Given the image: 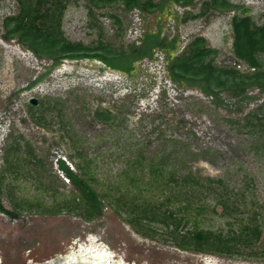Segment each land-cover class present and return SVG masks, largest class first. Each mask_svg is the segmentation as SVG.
<instances>
[{"label": "rangeland", "instance_id": "rangeland-1", "mask_svg": "<svg viewBox=\"0 0 264 264\" xmlns=\"http://www.w3.org/2000/svg\"><path fill=\"white\" fill-rule=\"evenodd\" d=\"M161 1L153 0L155 4ZM206 1L212 2L195 0L197 5L186 9L171 5L163 14V35L169 40L180 38L176 56L190 53L191 42L202 37L212 51L206 61L213 59L218 66L248 73L250 67L235 55L231 19L235 14L245 15L262 25L264 0H226L235 6L234 11L211 7L202 17L181 21L185 10L197 14ZM89 5L90 0H69L61 22L69 41L88 46L101 38L115 50L128 51L132 43L140 44L147 30L157 31L159 9L151 15L137 9L128 11L123 2L104 7ZM243 8L250 10L243 14ZM19 11L16 0H0L2 199L7 210L19 213L14 218L0 212V264H264V119L263 126L243 127L255 123V116L264 115V109L259 110L264 94L257 87L249 88L246 95L250 99L240 102L238 97L222 92L224 103H214V97L200 88L186 87L188 80L180 81L181 86L174 79L172 83L161 54L137 63L132 76L89 59L63 60L53 67L52 60L38 59L17 39L3 38V20ZM90 11L101 31L90 27ZM31 99L38 101L33 107L41 102L56 105L62 115L54 109L44 119L50 121L49 125L37 124L28 108ZM96 110H107L114 116L109 122L98 120ZM11 145H18L20 152L9 154L7 163L4 155ZM183 145L182 159L190 158L188 150L196 153L209 148L208 158L189 164L198 176L222 182L212 184L217 192L208 197L195 194V200L207 207L200 215L193 209H181L185 200L179 192L186 189H164L160 181L155 183L148 159L142 166L132 165L139 152L149 158L156 156L157 161L163 150H178ZM27 146L40 163H20L18 172H5L14 158H30ZM76 151L82 152V158L75 156ZM61 160L76 173L77 163L93 162L88 183L108 196L102 200L101 217L85 221L81 216L86 209L83 202L77 213H41L43 209L63 207L65 200L80 193L60 170ZM132 178L136 180L134 185ZM40 182L56 186L55 196L40 187ZM167 199L168 206L158 208ZM25 201L32 206L23 205ZM226 206L228 210H224ZM166 208L189 220L180 235L192 228L195 219L201 229L222 232L226 238L244 226H258L263 235L251 247H239L242 255L226 256L180 249L171 236V225L152 222L155 232L145 236L128 223L134 215L156 213L163 218Z\"/></svg>", "mask_w": 264, "mask_h": 264}, {"label": "trees", "instance_id": "trees-1", "mask_svg": "<svg viewBox=\"0 0 264 264\" xmlns=\"http://www.w3.org/2000/svg\"><path fill=\"white\" fill-rule=\"evenodd\" d=\"M19 4L20 11L17 15L7 16L3 20V29L5 33L3 38L5 40L17 39L22 45L27 46L32 52L35 53L38 59H50L53 61V67L58 65L62 60H83L94 59L101 61L108 67L115 70L123 71L127 74L134 69L133 64L137 61H141L144 58L152 57V48L156 45H163V41L159 43L157 36H148L142 46H136L133 44L128 51H123L122 48L115 50L110 44L104 42L101 38L94 45H85L82 42L69 41L62 32V19L63 15L69 4V0H16ZM183 5L190 4L192 0H176ZM117 2H123L126 10H132L135 7L140 8L142 11L154 12L159 5L155 4L153 0H90V5L95 7H104L112 5ZM88 6L89 8L91 6ZM213 8L217 11L233 10L235 6L231 5L226 0H212L211 4H206L203 9L202 15L205 14L209 8ZM243 14L249 12L248 8L242 10ZM90 15V27L97 28V22L93 21L95 17L91 11ZM200 15H193L188 13L184 20L199 17ZM92 17V18H91ZM116 22L121 25V21L112 15ZM94 22V23H93ZM231 25L234 37V51L238 59L244 61L250 70L248 73H241L234 67H221L213 62V59L207 60V56L212 52L210 48L206 46V41L202 37H197L189 45L190 53H183L172 63L171 69L173 78L176 82L182 80H188L190 85L200 88L207 96L214 97V103L223 104L224 100L220 94L222 92H229L233 97H238L239 101L250 99L246 95L249 88L257 87L260 93L264 94V21L262 25H256L252 18L249 16L234 15L231 19ZM101 33V32H100ZM57 101L56 104H58ZM32 118L37 124L42 126L49 125L50 121H45L46 113L53 112L54 109H58L56 105L46 106L41 102L39 107H33L28 105ZM264 109L262 105L259 110ZM62 115L61 110L58 109V116ZM95 118L105 122L112 120L113 116L110 111L96 110L94 112ZM264 115L255 116V123L248 122L243 127L256 128L263 122ZM60 122H64L63 118H60ZM263 126V123H262ZM64 128V127H63ZM264 134V128L262 129ZM173 145H176V141H172ZM185 145L178 150L161 152L158 160L154 157H146L144 153L139 152L137 158L133 160L132 165L142 166L144 160L148 159L149 174L152 178H155V183L160 181L159 185L164 189L184 188L186 190L179 192L185 200V204L181 209L188 211L193 209L196 215H200L207 207L205 204H200L195 200V194L207 196L217 192V188L212 184L222 183L219 179H213L211 177H200L192 170L189 162L198 160L199 158H208L210 156V149H201L196 153L188 150L187 156L190 158L182 159L180 152L184 149ZM264 148V142H263ZM180 150V151H179ZM4 155V161L10 163L9 154L19 153V146L13 147L12 145L6 149ZM26 153L29 155V159L14 158L11 162V166L5 169L6 171L14 170L18 172L20 163H40L37 156L33 154V151L27 146ZM73 159V155H69ZM75 156L82 158L83 154L80 151H76ZM87 160V159H86ZM92 160V159H91ZM84 162V165L77 163L75 165L78 173H75L64 162L59 161L60 170L66 175L75 188L80 192L76 196L65 200L63 207H56L54 209H43L42 214H60L63 210L65 212L77 213L80 204L83 202L86 205L85 213L82 214L85 221H92L95 218L103 215L106 195L98 193L90 183H88L89 177L88 170H90V164L93 160ZM13 168V169H11ZM186 172L183 173L182 172ZM3 175L0 176V212L10 215L12 217L19 216L17 211L10 212L3 205ZM55 180H61L59 176L51 175ZM53 180V181H55ZM132 184L136 181L131 179ZM46 182H40V187L45 190L52 191L51 196H55L57 190L54 185H47ZM136 187V186H135ZM177 199V198H175ZM115 201V200H114ZM117 201V200H116ZM115 201V202H116ZM170 199L159 203V207L168 206ZM193 201V202H191ZM29 205L26 201L23 205ZM194 204L196 206H194ZM200 204V205H199ZM179 209V208H178ZM224 210H228L227 206ZM177 211L166 208L163 218L159 214L152 215H134L133 218L128 219V223L133 226L139 234L145 236H151L155 232V228L151 227L152 222L162 223L164 226L174 227L171 236L174 243L180 249L184 251L194 250L200 253H215L218 255H233L237 253L242 255L239 251V247L249 248L256 244L262 237L263 231L256 227L244 226L239 233H229L228 238L220 233H214L213 231H205L199 227L197 219L194 220V224L191 229H186L183 235L180 233L185 227H187L189 220L187 221L185 216L178 217ZM161 218V219H160ZM146 222L148 226L142 224ZM142 229V230H140ZM250 234V236L248 235ZM238 248V249H237Z\"/></svg>", "mask_w": 264, "mask_h": 264}, {"label": "flooded vegetation", "instance_id": "flooded-vegetation-1", "mask_svg": "<svg viewBox=\"0 0 264 264\" xmlns=\"http://www.w3.org/2000/svg\"><path fill=\"white\" fill-rule=\"evenodd\" d=\"M210 1H212V0H210ZM203 3V6H202V9H201V11L199 12V13H197V14H193V13H191V12H189V11H184V13H183V15H181V21H183V22H187V20L185 21L184 20V18H185V16H187V14L188 13H190V14H193V15H200L199 17H202L203 15H202V12H203V9L205 8V5L206 4H209V3H207V1L206 2H202ZM178 5L179 7H182V8H184V9H186V8H188V7H194V6H196L197 4L195 3V0H192L191 2H190V4H187V5H183V4H181V2H178V1H176V0H162L159 4L157 3V5H159V7L156 9V10H154V12H145V11H142L140 8H138V7H135V8H133V9H137V10H139L142 14H146V13H148V14H151V15H153V14H155L156 13V11L158 10V15L156 16L157 17V21H156V23H157V31H151V30H147L145 33H144V37H142L139 41H140V44L139 45H137V43L136 42H134V43H132V45L133 44H135L136 46H142V44L144 43V41H146L147 40V38H148V36H157L158 38H159V43L160 42H162L163 41V45H156V46H153V48H152V57L151 58H144L143 60H146V59H149V60H152V59H154L155 57H157V56H160V54L162 55V56H164V59H165V61H166V69H167V73H168V76H170L171 78V82L173 83V75L171 76L170 75V68H169V66H170V64H171V62L173 63L175 60H176V58H178L179 56H176V52H177V50H178V47H179V41H180V38L178 37V36H175L174 38H172V39H170L169 40V38H167V37H165V35H163V25H164V18H163V14L165 13V10H167V9H169V7L171 6V5ZM210 4H211V2H210ZM125 8V7H124ZM176 9H177V11H178V9L179 8H177V7H175ZM126 9V8H125ZM244 9V8H243ZM249 9V8H248ZM250 10V9H249ZM171 11V10H170ZM168 14L169 15H172V13L171 12H168ZM196 18H198V17H196ZM196 18H191V19H196ZM233 18V17H232ZM189 20V19H188ZM131 45V46H132ZM130 46V47H131ZM130 49V48H129ZM83 60H88V59H83ZM83 60H81V61H83ZM89 60H91V59H89ZM92 60H94V59H92ZM143 60H141V61H143ZM63 61V60H62ZM68 61H70V60H68ZM75 61H80V60H75ZM98 61V60H97ZM141 61H137V62H135L134 64H133V67H134V69L130 72V74H127V73H125V72H123V71H120V70H115V69H112L111 67H108V68H111V70H114V71H118V72H120V73H123V74H126V75H128V76H132L133 75V73L135 72V70H136V64L137 63H140ZM99 62H101V61H99ZM62 62H60L58 65H60ZM102 63V62H101ZM104 64V63H103ZM58 65H56V66H58ZM104 65H106V64H104ZM107 66V65H106ZM174 81H175V79H174ZM175 83L176 84H178V85H182V82H176L175 81ZM177 85V86H178ZM186 87H188V88H192V87H196V86H192V85H190V84H188V86L186 85ZM31 105V104H30ZM72 170V169H71ZM76 173V172H75ZM68 179V178H67ZM71 182V181H70Z\"/></svg>", "mask_w": 264, "mask_h": 264}, {"label": "water", "instance_id": "water-1", "mask_svg": "<svg viewBox=\"0 0 264 264\" xmlns=\"http://www.w3.org/2000/svg\"><path fill=\"white\" fill-rule=\"evenodd\" d=\"M30 104H31L32 106H37V105H38V101H37V99H31V100H30Z\"/></svg>", "mask_w": 264, "mask_h": 264}, {"label": "bare ground", "instance_id": "bare-ground-1", "mask_svg": "<svg viewBox=\"0 0 264 264\" xmlns=\"http://www.w3.org/2000/svg\"><path fill=\"white\" fill-rule=\"evenodd\" d=\"M100 253V252H99ZM102 254V252L100 253V255ZM99 262L98 261H95L94 264H98ZM109 262H107L108 264Z\"/></svg>", "mask_w": 264, "mask_h": 264}]
</instances>
